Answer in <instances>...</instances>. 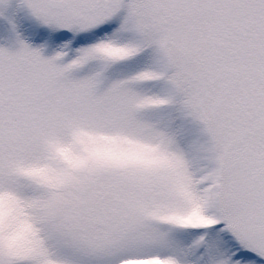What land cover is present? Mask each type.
<instances>
[{"label":"snow or ice","instance_id":"6c2138e0","mask_svg":"<svg viewBox=\"0 0 264 264\" xmlns=\"http://www.w3.org/2000/svg\"><path fill=\"white\" fill-rule=\"evenodd\" d=\"M0 20V264H264V0Z\"/></svg>","mask_w":264,"mask_h":264},{"label":"rangeland","instance_id":"374dc122","mask_svg":"<svg viewBox=\"0 0 264 264\" xmlns=\"http://www.w3.org/2000/svg\"><path fill=\"white\" fill-rule=\"evenodd\" d=\"M6 25L5 23L3 22V20H0V35L3 34L4 32V29H5ZM24 27H27V25L25 24L23 27H22V31L24 30Z\"/></svg>","mask_w":264,"mask_h":264}]
</instances>
